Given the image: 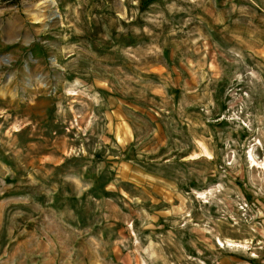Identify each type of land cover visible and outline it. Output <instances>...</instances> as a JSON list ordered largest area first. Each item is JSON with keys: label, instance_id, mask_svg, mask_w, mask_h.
<instances>
[{"label": "rangeland", "instance_id": "1", "mask_svg": "<svg viewBox=\"0 0 264 264\" xmlns=\"http://www.w3.org/2000/svg\"><path fill=\"white\" fill-rule=\"evenodd\" d=\"M0 264H264V0H0Z\"/></svg>", "mask_w": 264, "mask_h": 264}, {"label": "bare ground", "instance_id": "2", "mask_svg": "<svg viewBox=\"0 0 264 264\" xmlns=\"http://www.w3.org/2000/svg\"><path fill=\"white\" fill-rule=\"evenodd\" d=\"M255 162V161H254Z\"/></svg>", "mask_w": 264, "mask_h": 264}]
</instances>
